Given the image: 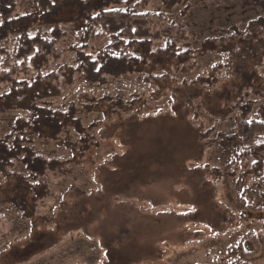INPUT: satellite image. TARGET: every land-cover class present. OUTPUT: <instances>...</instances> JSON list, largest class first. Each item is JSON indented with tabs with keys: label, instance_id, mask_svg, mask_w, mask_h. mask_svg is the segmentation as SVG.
<instances>
[{
	"label": "rangeland",
	"instance_id": "obj_1",
	"mask_svg": "<svg viewBox=\"0 0 264 264\" xmlns=\"http://www.w3.org/2000/svg\"><path fill=\"white\" fill-rule=\"evenodd\" d=\"M16 5L20 15L40 11L38 0ZM138 10L163 13L185 28L194 65L179 70L158 55L140 74L97 85L76 75L69 83L64 73L76 65L78 29L66 21L79 9L59 12L60 54L41 73L56 71L62 91L42 105L64 111L73 105L79 122L57 141L30 142L38 154L61 164L43 178L50 194L35 218L25 220L0 206V264H232L229 248L251 232L262 251L244 264H264V223L238 220L242 201L264 208V190L254 177L234 176L231 162L242 145L222 146L224 136L238 131V115H214L216 97L196 102V121L183 109L195 80L214 78L213 71L217 77L211 80L226 74L224 54L206 43L246 30L264 15V0H184L173 6L148 0ZM53 29L39 23L29 34L51 38ZM108 42L107 36L88 53L96 57ZM162 47V41L155 43V50ZM162 76L170 82L155 81ZM29 117L0 111V138L16 120ZM14 170L28 173L19 162ZM223 207L234 223L226 222Z\"/></svg>",
	"mask_w": 264,
	"mask_h": 264
},
{
	"label": "trees",
	"instance_id": "obj_2",
	"mask_svg": "<svg viewBox=\"0 0 264 264\" xmlns=\"http://www.w3.org/2000/svg\"><path fill=\"white\" fill-rule=\"evenodd\" d=\"M147 1L38 0V13L20 15L16 0H0V111L30 114L29 119L16 120L11 132L0 138V206L10 208L25 220L37 216L41 203L50 194V187L43 178L61 163L38 154L30 142L33 137L57 141L65 130L79 122L73 105L65 111L42 105L43 101L59 97L62 91L56 71L41 72L59 57L56 41L61 37L62 21L56 16L64 8L79 9L76 17L66 21L78 29L77 45L73 49L76 65L64 73L69 83L76 75L97 85L106 82L108 77L140 74L158 55L174 61L179 70L194 65L186 29L163 13L140 12L139 5ZM162 1L173 6L184 0ZM39 23L53 27V37L43 33L31 36L30 30ZM107 36L108 44L96 57L88 53L95 43ZM158 41H162L164 47L155 50ZM206 44L210 51L224 54L226 74L211 80L217 77L213 71L214 78L203 76L195 80V92L184 96L183 109L196 121L201 108L196 102L216 97L214 115L226 119L237 114L238 131L224 136L222 146L233 149L234 145H242L231 162L234 176L254 177L264 190V104L257 108L258 102L264 100V15L252 21L246 30H236ZM32 72L36 74L34 77H31ZM154 78L158 83L160 80L170 82L168 76ZM17 162L25 167L27 174L14 170ZM223 212L229 215L228 224L235 222L230 209L223 207ZM238 220L241 225L264 223V208L242 201ZM261 251L259 239L251 232L229 248L228 254L232 264H244Z\"/></svg>",
	"mask_w": 264,
	"mask_h": 264
}]
</instances>
